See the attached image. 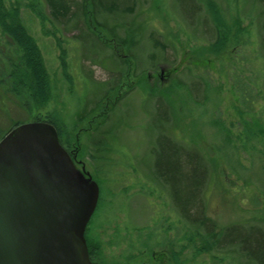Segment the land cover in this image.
<instances>
[{"label": "rangeland", "instance_id": "rangeland-1", "mask_svg": "<svg viewBox=\"0 0 264 264\" xmlns=\"http://www.w3.org/2000/svg\"><path fill=\"white\" fill-rule=\"evenodd\" d=\"M211 1L233 22L218 50L211 46L226 34L210 22V0H131L113 11L100 0L95 11L103 28L131 19L152 22L129 52L131 61L126 52L87 41L94 37L82 19L73 15L41 23L20 4L52 99L28 118L11 107L0 126L10 131V119L35 122L55 114L62 145L68 152L77 150L76 161L100 190L85 232L100 264H255L223 240L238 230L264 238V50L248 26L253 1L264 24V5L260 0ZM11 3L17 6L6 1ZM40 8L47 18L49 12ZM191 15L197 19L190 20ZM106 29L103 37L111 42ZM5 39L0 35V65L14 57L15 48ZM119 55L129 64L127 74L112 64L115 58L123 65ZM105 93L116 98L114 107L108 102L102 112L96 99ZM124 111L123 123L113 127L110 118ZM165 140L182 149L192 146L205 166L198 193L208 220L202 228L184 220L167 187L153 178ZM190 213L193 223L199 222L195 210ZM207 228L220 234L219 245L197 255Z\"/></svg>", "mask_w": 264, "mask_h": 264}, {"label": "water", "instance_id": "water-1", "mask_svg": "<svg viewBox=\"0 0 264 264\" xmlns=\"http://www.w3.org/2000/svg\"><path fill=\"white\" fill-rule=\"evenodd\" d=\"M85 174L48 122L0 140V264H92L84 233L99 189Z\"/></svg>", "mask_w": 264, "mask_h": 264}, {"label": "trees", "instance_id": "trees-1", "mask_svg": "<svg viewBox=\"0 0 264 264\" xmlns=\"http://www.w3.org/2000/svg\"><path fill=\"white\" fill-rule=\"evenodd\" d=\"M6 1L8 3V0H0V35L4 36L8 45L15 49L14 57L3 62L4 65H0V118L3 116H10L11 107L22 110L26 113L28 118L33 111L44 108L50 102L52 96L50 94V82L39 49L34 40L28 35L24 22L20 16V4L23 3L22 5L29 9L36 18L40 19L41 23L42 21H45V19L46 21L48 19L51 23H58L67 20L73 15L77 19H82L83 25L94 37V39L89 37V39L86 40H90V42H94L99 46V42L103 43L105 40L103 34L95 28L94 23L96 16L95 10H97L100 0H42L43 4L37 0H15L17 6L15 3H11L8 6ZM101 1L103 3L105 2L103 6H105L108 11H113L116 5L125 7L130 5L131 2V0ZM261 1V4L264 5V0ZM41 6H44L49 12L47 18L42 16V13L40 12ZM251 7L252 8L248 14L249 28L253 27L255 21H258L259 23L261 19V11L254 12V1ZM208 9L209 11L207 14L212 23L216 26H220V33L224 36L226 34L223 41L221 40V37L218 42L212 44L211 48L218 50V45L225 44L228 40L227 30H225V28H227L228 25L231 26L233 22H229L230 19H227L226 16L227 12L223 11V9L218 7L217 4L213 5V7L210 6V8L208 6ZM239 22L240 21H238V23ZM133 35L134 34L128 32L123 40L119 39V43L122 44L123 49L126 50V53L128 54L127 59L129 60L131 59L129 58L131 57L129 50L133 51V47L135 46V44L132 45ZM257 36L262 37L260 40V46L264 50V24L262 26V33H257ZM123 62L126 64L125 60ZM125 73L127 74V69L126 71H123V74ZM106 93L101 96L99 95L96 99L97 103L103 104V107L100 109L102 112L104 111V108L108 106V102L111 103L112 100L114 101L116 98L115 96L109 98ZM93 102H95V98ZM112 107H114V102H112ZM82 113L84 112H81L79 115ZM54 117L55 114H52L50 116L51 119H44L42 121L46 120L56 128L60 141V134L57 127L58 123L57 120L55 121ZM27 118L24 119V121L10 119L9 127L14 128L19 124L27 122L25 121ZM7 131H9V128L5 129L0 126V138H2ZM165 142L167 145H159V153L157 154L156 162L153 165V178L155 181L157 178V182L159 180V183H162L167 187L170 198L178 208L179 213L184 220L186 219L191 224L197 225V229L200 227L202 228L205 226V221L208 220L203 216L201 211L198 202V193L205 183V166L201 165L200 158L196 154L198 153L196 149L190 151L185 148H178L167 140H165ZM114 151L116 152V149ZM210 161L212 162L213 160ZM193 209L195 210L197 217L201 218L197 223H193L194 220L190 216V212H192ZM202 220L204 222H202ZM197 229H195V234L199 235L200 232ZM206 230L205 235L202 237L203 248L197 252V255L200 254L201 251L204 252L212 249L213 246H217V244L219 245V242L216 239L217 237H220V234L215 236L216 234H213L214 229L207 228ZM231 234L232 233L228 234V236H225L224 234L225 238L223 237V241L230 240L232 244H236L235 247L240 250L239 252L241 255L247 258L249 262L252 263L253 261L256 264H264V238L254 234V231L244 232L238 230L236 234L232 236ZM85 239L90 261L93 264H100L97 261L99 260L98 257H96L98 249L88 243L86 234Z\"/></svg>", "mask_w": 264, "mask_h": 264}, {"label": "bare ground", "instance_id": "bare-ground-1", "mask_svg": "<svg viewBox=\"0 0 264 264\" xmlns=\"http://www.w3.org/2000/svg\"><path fill=\"white\" fill-rule=\"evenodd\" d=\"M260 3H262V1L260 0ZM213 5H215V3L213 2V1H211L210 0V2H208V6H213ZM190 20H195V19H197V16L194 18V16H187ZM210 22H211V20H210ZM95 28L96 29H98V31L100 32V33H103L104 31H105V29L103 28V26H102V24H101V22L98 20V17H97V15L95 16ZM141 23V24H140ZM260 23L261 22H259L258 23V25L256 26L255 24L253 25V27H251V28H253V33L254 34H256V36H257V33H262V26H263V24H261L260 25ZM149 24H152V22L151 21H142V22H138L137 21V19L135 20V19H131V20H129V22L128 23H126V24H123V23H117L116 25H113L110 29H106L107 30V35H108V37H109V39H111V42H108V40H104V42H103V46H105L106 48L108 47V48H110V50H112L113 49V52H118V53H120V52H126V50H124L123 49V47H122V44H120L119 42V39H124L126 36H127V33L128 32H130V33H132V34H134L133 35V37H132V45L133 44H135L136 45V43H138V41H139V38H140V41H141V39H144V37L141 35L140 36V34H142V32H145L146 30H147V28H148V25ZM136 26H138V28L136 27ZM85 29L87 30V28L85 27ZM118 29H120V34H118L117 33V30ZM93 30H95V29H93ZM129 30V31H128ZM88 31V30H87ZM89 32V31H88ZM87 34L86 33H84V37L86 36ZM262 36V35H261ZM261 36H257L258 37V40H257V44L258 45H260V40H261ZM263 49V48H262ZM132 51V50H131ZM130 50H129V52H131ZM117 54V53H116ZM113 58V57H112ZM123 58V59H122ZM132 56H131V60H132ZM119 59H121V60H124V57L123 56H121V55H119ZM115 58H113L112 59V64H113V66H114V68L116 69V70H121V71H126V69L128 70V66H129V64L128 63H124L123 62V65L121 64V66L118 64V63H121V62H118V60H116ZM130 60V61H131ZM115 63V64H114ZM116 65V66H115ZM118 68V69H117ZM120 72V71H119ZM121 73V72H120ZM162 73V72H161ZM114 87H115V85H114ZM99 94H100V92H99ZM98 94V95H99ZM125 112L126 111H124V114H122L121 116H119V117H117L116 119H114V118H110L111 119V122H115L114 123V126L113 127H115V125L117 124V123H119V122H121V123H123V121L125 120V116H127L128 115V113H127V115H125ZM109 122V121H108ZM188 148V149H187ZM186 150H190V151H192L193 150V147L192 146H190V147H187L186 146V148H185ZM198 156H200L198 153H196ZM256 264V263H255Z\"/></svg>", "mask_w": 264, "mask_h": 264}, {"label": "flooded vegetation", "instance_id": "flooded-vegetation-1", "mask_svg": "<svg viewBox=\"0 0 264 264\" xmlns=\"http://www.w3.org/2000/svg\"><path fill=\"white\" fill-rule=\"evenodd\" d=\"M69 153H70L71 157L74 159L76 166L78 167L80 165V168L82 169V167H84V166L81 164H78V162L75 159L77 157V150H74V151L71 150Z\"/></svg>", "mask_w": 264, "mask_h": 264}]
</instances>
